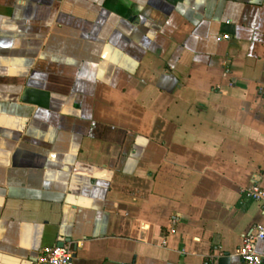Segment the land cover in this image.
<instances>
[{
  "label": "crops",
  "instance_id": "0c3cea01",
  "mask_svg": "<svg viewBox=\"0 0 264 264\" xmlns=\"http://www.w3.org/2000/svg\"><path fill=\"white\" fill-rule=\"evenodd\" d=\"M253 185L264 0H0V264H242Z\"/></svg>",
  "mask_w": 264,
  "mask_h": 264
},
{
  "label": "built area",
  "instance_id": "2783aa9c",
  "mask_svg": "<svg viewBox=\"0 0 264 264\" xmlns=\"http://www.w3.org/2000/svg\"><path fill=\"white\" fill-rule=\"evenodd\" d=\"M228 39L227 35L217 40ZM247 199L264 206V189L253 185L241 191ZM264 240V226L257 224L252 231L243 237L237 249L242 264H264V255L257 253L256 243ZM37 264H73V252L70 244L61 247L44 248L40 250Z\"/></svg>",
  "mask_w": 264,
  "mask_h": 264
},
{
  "label": "water",
  "instance_id": "95a60500",
  "mask_svg": "<svg viewBox=\"0 0 264 264\" xmlns=\"http://www.w3.org/2000/svg\"><path fill=\"white\" fill-rule=\"evenodd\" d=\"M62 246V244L59 245V247Z\"/></svg>",
  "mask_w": 264,
  "mask_h": 264
}]
</instances>
